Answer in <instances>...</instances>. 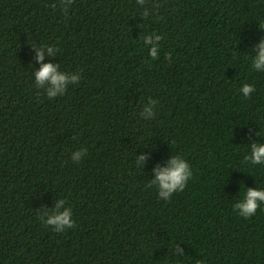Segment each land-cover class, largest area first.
I'll use <instances>...</instances> for the list:
<instances>
[{"label":"trees","instance_id":"1","mask_svg":"<svg viewBox=\"0 0 264 264\" xmlns=\"http://www.w3.org/2000/svg\"><path fill=\"white\" fill-rule=\"evenodd\" d=\"M261 40L264 0H0V264H264V203L234 207L264 189L246 159L264 145ZM42 63L63 94L36 86ZM179 156L192 177L160 199ZM65 209L75 227L46 225Z\"/></svg>","mask_w":264,"mask_h":264},{"label":"clouds","instance_id":"2","mask_svg":"<svg viewBox=\"0 0 264 264\" xmlns=\"http://www.w3.org/2000/svg\"><path fill=\"white\" fill-rule=\"evenodd\" d=\"M143 2V0H141ZM144 41L148 44L153 43L151 39L147 36L143 37ZM157 41L161 37L157 36L155 38ZM258 55L253 61L254 68L260 70L264 68V40H261L256 49ZM48 54L51 56L53 54V49H47ZM44 49L41 48L37 54L36 58L38 61L44 59ZM150 55L156 57L157 48L153 47L150 50ZM169 55H171L169 53ZM58 65L53 63H42L38 71H36V86L38 88L45 85L47 82L50 87L47 88V96L49 98H55L58 93L63 94L66 85L69 82V77L64 72L58 71ZM80 79L79 76L73 75L71 77L72 82H77ZM255 88L250 84H244L242 92L245 97H248L250 93L254 92ZM146 112L150 113V109H145ZM252 152L250 159L253 164H264V145H258L253 143L251 145ZM80 153L76 154L74 159L79 157ZM143 157H141L142 159ZM192 177V171L190 165L186 160L179 156L170 160L169 165L164 168L156 169L155 179L152 181L153 185H158L159 198L163 200H170L173 193L178 191H183L187 185L188 180ZM151 187V185H149ZM64 200L59 201V205H63ZM264 203V189H248L244 195L243 200L237 202L234 207L238 210L239 214L244 218H249L255 215L256 210L259 208L260 204ZM72 210L65 209L62 212H53L47 217L46 225L52 226L53 230L56 232H62L66 227L73 228L75 224L72 220ZM197 264H204V261H198Z\"/></svg>","mask_w":264,"mask_h":264}]
</instances>
